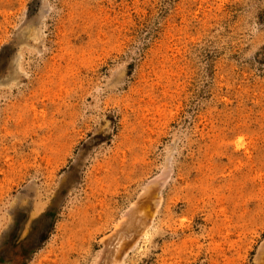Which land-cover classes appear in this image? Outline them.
<instances>
[{"label": "rangeland", "instance_id": "obj_1", "mask_svg": "<svg viewBox=\"0 0 264 264\" xmlns=\"http://www.w3.org/2000/svg\"><path fill=\"white\" fill-rule=\"evenodd\" d=\"M0 264H264V0H0Z\"/></svg>", "mask_w": 264, "mask_h": 264}]
</instances>
